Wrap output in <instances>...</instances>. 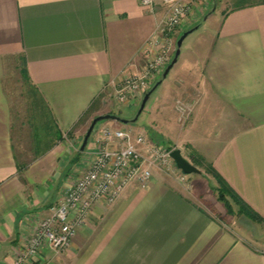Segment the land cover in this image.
Instances as JSON below:
<instances>
[{
    "label": "crops",
    "instance_id": "0c3cea01",
    "mask_svg": "<svg viewBox=\"0 0 264 264\" xmlns=\"http://www.w3.org/2000/svg\"><path fill=\"white\" fill-rule=\"evenodd\" d=\"M162 13L160 0L153 13L141 0H0V264L13 263L58 202L85 155L74 147L94 117L118 108L116 84L138 74L154 53L145 47ZM21 66L41 103L38 123L58 133L47 151L25 161L15 150L5 85L17 71L34 129L35 98ZM169 73L151 123L138 130L211 164L264 220V3L223 15L209 41L187 47ZM42 100L48 118L41 121ZM176 100L193 106L185 121ZM136 106L119 116L129 119ZM93 134L87 152L95 148ZM194 175L182 182L154 170L147 187L131 183L114 204L95 203L68 249L45 247L33 264H264V226L250 240L230 230L206 208L217 202Z\"/></svg>",
    "mask_w": 264,
    "mask_h": 264
},
{
    "label": "built area",
    "instance_id": "2783aa9c",
    "mask_svg": "<svg viewBox=\"0 0 264 264\" xmlns=\"http://www.w3.org/2000/svg\"><path fill=\"white\" fill-rule=\"evenodd\" d=\"M163 13L157 21L153 37L145 49L154 53L146 58L138 74L123 78L116 84L117 105L136 104L162 74L172 58L174 46L170 33L195 19L203 0H160ZM207 2L208 0H204ZM158 0H141L155 12ZM180 121L191 114L192 104L176 100ZM95 148L85 152L68 173L61 186L58 202L49 215L39 220L35 231L16 254L12 264H33L43 248L55 253L68 249L80 226L89 218L99 201L114 204L131 183L147 187L154 170L164 171L185 182L187 174L179 169L170 153L175 147L153 141L145 131L114 128L107 123L95 129Z\"/></svg>",
    "mask_w": 264,
    "mask_h": 264
},
{
    "label": "rangeland",
    "instance_id": "374dc122",
    "mask_svg": "<svg viewBox=\"0 0 264 264\" xmlns=\"http://www.w3.org/2000/svg\"><path fill=\"white\" fill-rule=\"evenodd\" d=\"M253 1H258V0H253ZM236 2L237 0H208L207 2L203 0L202 2H200L199 6H202V7H200L199 11H197V15L195 16V19L193 20V22H191L188 25L186 24L183 26H179L178 28L171 31L170 39H171L172 46H174L172 57L176 50L177 40L185 30H188L191 27L198 25V27L184 39L183 44L181 46V52H185L187 47L189 46H199L201 43L209 41L210 37L214 33V30H216L218 24L220 23L222 16L228 13L231 9H233L235 7ZM171 76H172V73H169L166 77L165 82H167V80ZM161 78H162V74L157 78L156 81H158ZM156 81L154 82V84L156 83ZM5 85H6L7 94L9 96V100L11 103V108H12L13 134L15 138L17 139L15 142V150L19 154V157L21 160H24V161L29 160L34 156L33 146L35 144V140L33 139L34 122L32 123L31 121L30 123L29 121L30 120V109L28 108L29 99L26 96L27 94L23 89L22 80L20 79L19 73L17 71L14 70L12 73L8 74ZM161 93H162V86H159L150 95V98L147 101V104L144 110L139 115L137 121L128 123L130 125H128L129 127H126V128H132L138 131V128H140L142 125L144 126L149 125L151 123L149 113L152 109H155L157 105L159 104L160 99L162 98ZM143 96L140 99V101L136 103L137 106H136V109H134L135 113L133 114V116H130L129 119H132L136 116L137 111L140 107L141 101L143 99ZM117 106L119 109L118 108L115 109L113 111L114 113H117L118 115H124L125 117L126 116L129 117V115L132 114L129 111L128 107H126V105H120V106L117 105ZM42 117L44 118V116H41V121H42ZM106 121L107 120L98 122V124L95 126L89 138L90 140H92V137L94 135L93 133L95 132V129L98 127V125ZM118 128L122 129L124 127H118ZM144 129L147 135L150 137L149 129L147 128H144ZM51 138H53V140L56 139L55 136H52ZM53 140H50V141H53ZM159 140L163 141L162 138H160ZM50 141H49V138L47 137L42 139V143H44V145L49 144ZM82 141H83V138L77 146L74 145L75 147L73 149L74 151L73 153H75V155L79 152ZM169 146L175 147V149L178 148L177 144L175 143L174 144L171 143V145ZM84 151H81V153ZM185 152L187 151L185 150ZM80 157L81 155L79 156V160H80ZM189 161L193 163L192 160H189ZM209 165L211 164L209 163L205 164L204 162H202V165L197 166L201 170V173L198 174L200 176L199 180L201 182V185L205 187L207 190L205 194L212 197L217 202L216 206L219 209L211 205L206 206V208L210 212L212 211L211 213L213 215L215 214V216L221 217L223 220H225L230 230H233L235 233L242 234L246 240H250L251 237L255 236L257 233H261V227L264 226V222L259 221L256 219L255 216L250 215L246 207L240 204L238 205L234 202L235 206L233 209L235 211L233 213H230L228 212L225 204L221 200L218 199L217 197L218 195L217 193H215V190L213 188V186H217L218 184L216 180L212 178V175L208 169ZM189 176L194 177L196 175H194L193 173L187 174L186 181L188 180Z\"/></svg>",
    "mask_w": 264,
    "mask_h": 264
},
{
    "label": "trees",
    "instance_id": "16d2710c",
    "mask_svg": "<svg viewBox=\"0 0 264 264\" xmlns=\"http://www.w3.org/2000/svg\"><path fill=\"white\" fill-rule=\"evenodd\" d=\"M263 3H264V0H258V1L237 0V2L235 3V7L231 10L241 9V8H245L248 6H253V5L263 4ZM20 73H21V76L23 79L24 86L27 89V92L29 90L28 93L33 95L35 98L31 102V107L33 110L32 120L35 121V123H36L34 125V133H33L34 140H35L34 152H36V154L38 155V154H41V153L47 151L53 145L54 140L51 137L55 136V138H56L58 136V133L53 128H51V126L47 125V123H45V125L38 123V117H39V112H40L39 105L41 103H38V95L36 94L35 89L33 88V86L30 83V79L28 77L26 69L22 66L20 68ZM42 105H43V107L41 110V116H45L46 118H48V113L46 111L47 110L46 105H45V102H43V100H42ZM43 110L46 111L45 115L42 112ZM110 113L116 114L114 112H110ZM46 137L49 138V141L50 140H53V141H50L49 144L44 145V143H42V139H44ZM80 153L81 152L79 149L78 154H80ZM192 161L196 166L202 165V161H200V160L192 159ZM208 169L218 184L217 186H213L215 193H217L218 199L221 200L225 204L228 212L233 213L235 211L233 209L235 206L234 205V202H235L238 205L240 204V205L246 207V209L248 210V213L250 215L255 216L257 220L264 221L260 215H258L247 203H245L241 199V197L235 192V190L226 182V180L211 165H209Z\"/></svg>",
    "mask_w": 264,
    "mask_h": 264
},
{
    "label": "water",
    "instance_id": "95a60500",
    "mask_svg": "<svg viewBox=\"0 0 264 264\" xmlns=\"http://www.w3.org/2000/svg\"><path fill=\"white\" fill-rule=\"evenodd\" d=\"M197 26L191 27L190 29L184 31L181 36L178 38L177 43H176V50L174 52V55L171 59V61L169 62V64L165 67L163 73H162V78L159 79L158 81H156V83L144 94L143 99L141 101L140 107L137 111V114L134 118L132 119H127V118H123L117 114H111V113H106V114H100L96 117H94L83 137V141L82 144L80 146V151H84L88 140L95 128V126L98 124V122L100 121H105V120H115L118 122H121L123 124H128L130 122H135L139 115L142 113V111L144 110L147 101L150 98V95L152 94V92L161 84V82L163 81V79H165L168 75V73L170 72V70L172 69V67L174 66V64L177 62L178 57L181 53V46L183 44L184 39L191 33L193 32ZM171 157L173 158L176 166L181 169L184 173L186 174H200L201 170L194 165L193 163H191L186 157H184L182 151L180 148H176L173 149L170 153Z\"/></svg>",
    "mask_w": 264,
    "mask_h": 264
}]
</instances>
